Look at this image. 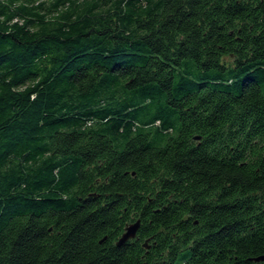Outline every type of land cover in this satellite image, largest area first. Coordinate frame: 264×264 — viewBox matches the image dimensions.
I'll return each instance as SVG.
<instances>
[{
    "label": "trees",
    "instance_id": "16d2710c",
    "mask_svg": "<svg viewBox=\"0 0 264 264\" xmlns=\"http://www.w3.org/2000/svg\"><path fill=\"white\" fill-rule=\"evenodd\" d=\"M261 256L264 0H0V264Z\"/></svg>",
    "mask_w": 264,
    "mask_h": 264
},
{
    "label": "water",
    "instance_id": "95a60500",
    "mask_svg": "<svg viewBox=\"0 0 264 264\" xmlns=\"http://www.w3.org/2000/svg\"><path fill=\"white\" fill-rule=\"evenodd\" d=\"M197 141L200 140V137H196L195 138ZM140 226H141V221L140 220H137L135 223H132L130 225H128L125 229V232L124 234L122 235V237L119 239V241L117 242V246L118 247H122L123 245H125L128 241L130 240H134L136 239L137 235H138V232L140 230ZM105 240V239H104ZM103 240V241H104ZM102 241V242H103ZM145 247L147 249H149L150 247L145 244ZM252 262H255V263H260V262H264V256H261V257H257V258H254V259H251Z\"/></svg>",
    "mask_w": 264,
    "mask_h": 264
}]
</instances>
